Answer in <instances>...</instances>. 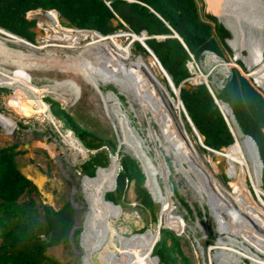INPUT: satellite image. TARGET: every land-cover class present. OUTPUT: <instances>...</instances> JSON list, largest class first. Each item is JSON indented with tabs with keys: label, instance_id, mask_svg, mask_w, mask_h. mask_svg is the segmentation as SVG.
<instances>
[{
	"label": "rangeland",
	"instance_id": "374dc122",
	"mask_svg": "<svg viewBox=\"0 0 264 264\" xmlns=\"http://www.w3.org/2000/svg\"><path fill=\"white\" fill-rule=\"evenodd\" d=\"M196 2L198 7H200L199 10L204 15L206 11V5L204 1L196 0ZM236 18L240 19L238 17ZM208 21L214 24V20L212 21L208 19ZM236 23H240V25L242 26V20H238ZM247 23H245V25H247L246 27H248ZM260 27L261 28L259 34L261 36V39L263 40V45L261 46V50L257 55L264 57V20L262 24H260ZM31 30L35 32V38H37L40 32H38L34 27ZM248 31L256 32V30L254 29ZM49 33L50 31H48V34ZM115 33L119 35V37L116 38L119 41H117V44L114 45H120L122 48H126L127 46L128 48V54L126 53V56H124L125 62L127 64L137 61L141 62L142 58L144 62H141V64L144 65V67L148 71L150 70V72L152 73V78L156 81L160 90L158 86H156V83L150 78L151 82L153 81L152 83L154 87L158 90L159 93L160 91L163 92V97L166 94L169 95V105L171 109L169 108V106H165L157 95H154V102L160 109V112L164 116L170 128L173 129L177 135H179V138H181L184 143H187L190 140L194 145L193 149H196L195 152L199 154L202 160V165H204L207 171L211 175H216V177L228 188V190H231L239 197H242L247 203H250L251 201L255 206L254 212L258 216L261 215V217H259L260 219H264V210L262 211V214L259 213V206L257 204L259 199L252 191H250V186H252L251 182L249 183L250 186L247 184L249 190V199L246 197V195H240L241 192L237 191V189H239L237 187L240 186L242 178L244 177V180L246 178V168L248 169V172L252 177L254 185L255 176L253 171V164L250 168L248 163L243 161L241 157L234 159V157H232V155L226 149H221L219 151H213L212 153H210L204 149V144L200 146L197 136L192 129L191 122L189 121L191 118L183 119L184 116L181 115V107L178 105L179 101L176 96L178 88L175 87V85L173 87L172 81L166 75V70L164 71V69L160 66V63H155L157 59L155 60V58H153L155 57L154 54H152L146 48L144 51H142L138 48V46H135V41L132 42L134 39H136L135 35L132 36V32L127 25L117 27L114 30L113 34ZM92 35L93 36H91V38L96 37L94 34ZM232 36L227 38L226 40L232 39ZM40 38L41 35H39V38L37 39L39 40ZM141 39H143V37L138 35L136 40L140 41ZM234 39L235 37L233 36L232 41ZM246 39L247 35L246 38H243V40ZM218 40L221 42L219 38ZM243 40H236L238 44L234 47L228 44L227 48H223L224 46L221 44V53L223 56H219L212 51H204V53L195 60L197 73L200 74L199 78L204 80L205 76L209 75L208 83H210L211 77H214L215 86L217 88L223 87L227 83L225 79H229V77L232 78L231 74L235 69L237 70L238 68H242V70L244 71L246 66L244 65L245 67H243L241 63L242 61L249 67V69L246 71V73L248 74L246 75L244 73V75L247 76V78H249V81L252 83H254V81H258L252 74L256 70V68H259L262 61H260L258 64L254 63L253 66H250V64L246 62V59H249L250 56L247 47L244 46ZM88 41L89 39L85 40L83 43L87 44ZM224 42L226 44L225 39ZM109 43L111 46L113 42ZM2 45L11 46L9 43L6 44L5 41L1 39L0 48L2 47ZM228 47L233 48H229V50ZM47 49L49 50V52L54 51L55 54H57L58 56L60 55L61 60H64L65 58L73 54L72 50L70 48H67V46H58V48H56L55 46H51ZM21 51L25 52V48ZM46 51L43 50L42 52L45 53ZM74 53L76 55V52ZM3 59L0 58V85H11L13 88H16V86H18L19 88L15 90L8 88V91L4 90L5 88L0 89V121L3 125H0V145H11L13 143L17 144L16 149L17 151H20V154H18L15 159L22 173L28 169V164L31 163L33 165H36L40 169L39 171H41L42 174L47 177V180L45 181L43 186V191L40 190L42 193L41 195H43L42 201H45L46 204L53 205L52 207H54L55 209H58L59 206L63 205L67 201L72 202L74 209L77 206L74 211V226L78 229V231H81L80 228L84 223L83 222L81 224V217L83 215V213L81 212L86 207L84 206L85 202H83V194L79 193L80 186H82L83 183L82 174L80 176L78 175V173L76 172L77 170H75L77 169V167H75V165L77 164L74 162H79L84 158H82L81 155H72L71 151L64 148V146L67 144H63L62 141H65L63 137L59 135L57 129H54V126L47 120L49 119L48 117L43 118L44 120L37 119L36 114L38 113V111L47 109L48 107L46 105L50 103L52 106V115L55 118L60 119L61 124L63 122L62 127L66 130L68 128L67 126H65L63 115L60 113L58 108L62 107V109L65 110L64 112L67 113L74 120V122L81 126L82 129L88 130L101 139H108V143L109 141L114 140L116 142V145L118 143L117 139L119 138V144L121 145L120 150L131 154L133 157H135L136 155H140L141 157L144 155V157H146V155L148 156L146 157V161L142 159L143 157L141 158L143 161L142 169L145 173V182H143V187L148 189L149 193L152 194L151 196L154 199L152 206L145 207L144 205H142L140 202L141 199H139L140 197L137 199V201L135 200L136 190L134 191V182L131 181L128 182L125 190H122L124 204L122 205L123 210L121 209V211H124L128 215V218H126L125 214L122 215L123 217L121 218V222L125 221V218L127 219V222L119 224L113 219H110L109 222L106 221L107 217L111 215V217H116L120 213V210L118 208L113 207L111 204H106L103 199L104 192L113 186L112 184L116 176L115 168L118 166L117 160H115V162H113L110 166V168L112 169L109 170L110 172L108 174L105 171L100 170L98 177L92 180H84L86 187L88 185V187L85 189L84 194L90 204V211H88L89 217L84 223V229L81 236L84 234L83 245L88 253L82 247L79 232H77V234H74L73 236L69 235L68 241H62L59 244L47 249L46 253L48 256H51L61 263L66 264H92L91 261L96 264H155V260H152L155 255L153 252L150 254V251L155 243H152L154 238L156 236L158 237L156 230L159 227L158 220L160 219L162 227L166 226L172 228L180 236V247L184 255L188 257L192 264H237L238 262H240V264L246 262L247 264V259L249 258L246 256H248V254L252 257L260 256L259 260L262 264H264V236L259 234L257 236L254 235L249 230V227L237 226L235 222L229 217L221 218L220 216L222 221V226L220 227L217 223V217L213 215L214 213L212 214V211L210 209L209 211L211 213L207 210L209 204H206V202H204L200 198V195H197L195 191L196 189L194 190L189 182H187L188 180L186 179L185 175L177 171L175 172L174 165H171L173 163V157H165L166 161L164 162L162 155L165 156L163 150L167 149L165 146L166 142L162 140L163 136L161 134L158 123L154 119V112L152 110H148L149 113L147 116L150 123L149 126L144 114L143 117L145 121H143L142 119L140 120L139 115L135 117V115L128 109L129 107L127 102L128 100H131V97L132 99L134 98L133 100L136 101L138 105L137 106L135 103H133V101H129L133 103L132 106L134 105V107L140 108L139 106H141V103L138 101L136 93H134V95L133 93L129 92L124 93L126 97L123 96V98L121 99L120 113L117 108H115V103L112 100H108L107 103L109 105V109L110 111H113V114H111V116L109 117L106 113L103 101L101 100L99 95L96 94L92 85L87 83L82 77L77 75L65 74L60 70L41 69L39 71L37 70V68L35 69V67H29L28 64L26 65L29 69L18 70L13 66H9L7 62H3ZM119 67L120 63H114L110 67H108V71H106V73H115ZM226 67L229 68L226 69ZM189 68L191 69V67ZM14 73L18 74L19 76L14 77L12 75ZM63 74H65V76ZM202 75L205 76H203L202 78ZM67 79H70V81H68ZM52 80H55L56 82L62 81V83L64 80H67L64 83L65 88L62 89L64 91L60 89L55 90L51 87H48V84H52ZM104 87L105 91H117V88H114V86L111 84H108ZM184 87L190 88L195 86L187 83ZM29 89L30 91L32 90L34 94H36L35 96H40L43 93V102L36 103L34 98L29 93H25L23 91ZM107 96L110 97L111 94L109 93L107 94ZM29 98L32 99V102L30 104H27ZM45 98H47L46 101L44 100ZM102 98L105 99L103 95ZM75 100L77 101L75 102ZM54 102L57 104H55ZM59 104L61 106H59ZM9 105H11V107ZM105 105L107 106L106 103ZM2 113L5 115V117ZM121 114L125 115V117L129 119V123L124 121V118ZM149 116L151 117L150 119ZM160 118L161 117L159 116L158 119L161 120ZM181 121L183 123H181ZM16 125L19 127L16 128ZM149 128H151L150 131ZM164 128L167 132H170V129L167 125H165ZM133 129L135 130V132L133 131ZM154 134L158 135L160 140H158L156 135ZM89 137L91 136L87 137V134L85 135L84 133L83 139H88ZM7 140H9L10 142L8 143ZM94 141L97 142L96 140ZM110 144L112 145V148H115L114 143ZM105 145L109 150L110 146L108 147V144L106 142L104 143V146ZM67 146L65 147L67 148ZM94 152L95 151L87 152V159L90 157L89 155ZM167 152L170 153V151ZM49 155L53 158H50ZM103 155V153L96 155V160L100 161L101 164L105 161ZM57 157L59 158L57 159ZM107 165L108 164L105 165L106 168H108ZM229 165L236 166L235 172L233 174L228 173ZM152 166L154 167L152 168ZM150 167L153 169V173L157 172L154 181H152L154 179V176ZM89 171L91 174V167ZM53 175V181H51V179L49 180L48 177L51 178ZM62 178H64V183H62ZM172 181H174L175 191L177 190L176 194L178 193L177 196L179 199V203L173 189ZM50 183H57V185L54 186L53 184V186H50ZM158 184L161 187V195L163 197L161 195H158L160 191ZM156 188L158 189V191H156ZM44 190L49 193L45 192ZM49 195L51 196L50 198L47 197ZM254 199L256 200L255 202H253ZM238 200L240 203L243 202L241 201V198H239ZM186 203L190 205L189 207H191V210L193 209L192 213H189L190 211L187 210V207L184 205ZM212 204L214 205L216 211L220 213V210H218L215 204ZM167 206H171V210L169 211V213L167 211ZM203 207L205 215L208 216V214H211V217L208 216L209 218H206L204 221L203 215L198 216L196 214L197 210L203 211ZM109 210H111L110 215H106ZM162 210L163 213L161 212ZM136 214L139 217H136ZM99 217L103 218V220L107 222L105 227H110H108L109 233L100 232L97 227H95V219ZM214 218H216V221ZM259 218L258 220H252L260 228L264 229V223L260 222ZM131 219L136 220L133 222V220L131 221ZM114 221L116 222V224ZM129 222H131L133 227H131L130 225H124L127 223L129 224ZM178 223H184L183 230H181V228L178 226ZM112 225L114 228L112 227ZM145 230L150 232L145 235ZM202 230H204L205 232ZM218 230L227 232L221 233ZM209 231L213 233V235L211 234V237L208 235ZM105 239H107L106 242ZM119 240H121L122 247H120ZM112 241L113 243H115V245L111 244ZM220 241H222V244H220ZM102 243H105L104 248L109 247L113 249L109 253H105L103 255L102 252L104 251L101 246ZM217 245L220 246L221 249H217ZM233 246L238 248L241 253L232 251ZM147 251L149 254H147ZM130 254L131 256L128 257ZM174 255L177 256L179 254L174 253ZM177 261L178 259H176V262ZM249 264H251L250 259Z\"/></svg>",
	"mask_w": 264,
	"mask_h": 264
},
{
	"label": "trees",
	"instance_id": "16d2710c",
	"mask_svg": "<svg viewBox=\"0 0 264 264\" xmlns=\"http://www.w3.org/2000/svg\"><path fill=\"white\" fill-rule=\"evenodd\" d=\"M37 8L56 9L68 24L92 29L103 35L113 33L117 27L122 26L120 23L117 27L113 25L111 19L116 18L115 16L121 18L136 34L145 30L148 36H153L147 38L145 44L154 52L164 71L166 69L169 73L165 71L166 75L171 76L177 87L190 76L186 65L189 53H192L196 60L204 51H212L220 56L222 45L223 48H227L223 35L229 36V33L214 17L206 13L203 15L196 0H134L132 2L110 0L109 6L106 5L105 0H0V26L32 40L34 33L30 31V27L33 21H27L25 13ZM208 19L214 20V24ZM171 29L179 35L185 46L176 37L161 38L163 40L154 37L172 35ZM92 33L102 36L93 31ZM12 38L13 42L23 41L19 37L12 36ZM3 41L9 42L8 39ZM135 43L136 47L145 50L139 42ZM35 47L27 43V50ZM231 77L223 90L215 88L214 93L218 98L228 102L243 126L244 133L252 136L257 143L263 162L264 189V136L261 133V128L264 127V98L238 70L235 69ZM180 99L194 126L204 136L206 146L214 150L226 149L233 157H239L238 148L232 140L227 122L207 87L204 85L181 87ZM59 111L66 126L85 147L96 149L104 145L105 141L95 142L96 135L82 129L63 110L59 109ZM84 133L87 137L91 136L90 141L83 139ZM108 145L112 148L110 143ZM16 148V143L0 145V264H65L48 256L46 252L48 248L68 240L74 221L73 211L67 202L59 210H54L42 201L37 187L19 169L15 157L20 151ZM100 153L104 154L105 161L102 164L96 160L97 154H95L82 164L80 169L93 175L95 166H105L108 162L107 153L100 151L98 154ZM120 161L121 172L116 194L109 193L106 198L111 199L121 195L124 179L134 178L142 204L145 207L152 206L150 194L141 187L144 175L139 162L128 154H123ZM237 188H239L237 191L241 192L240 195H248L249 190L244 177ZM161 232L162 238L153 252L158 256L159 262L192 264L184 255L180 242L173 232L167 229H162ZM147 234L148 232L145 235ZM156 237L152 243L155 242ZM111 244L115 245L113 242ZM101 246L103 254L113 249L104 248L105 243ZM174 253L179 255L175 256Z\"/></svg>",
	"mask_w": 264,
	"mask_h": 264
},
{
	"label": "bare ground",
	"instance_id": "6f19581e",
	"mask_svg": "<svg viewBox=\"0 0 264 264\" xmlns=\"http://www.w3.org/2000/svg\"><path fill=\"white\" fill-rule=\"evenodd\" d=\"M215 3L216 2L213 0L209 4H210V6L213 5L211 8L213 10H216L215 12L217 15L222 16L221 12L223 9H220V7H222L224 5H222L220 0L218 1V3H216V4ZM227 8H228V11H227ZM227 8H226L227 13H225V17L227 20V16H228V28L232 31V34L235 37V39L233 41L228 40V42L230 45L236 46L238 44V42L236 40H238V41L240 39L243 40V38L244 37L246 38V35H247V39L243 40L244 46L247 47V50H248V53L250 56L249 59L248 58L246 59V62L249 63L250 66H253L254 63L258 64L260 61H262L259 68H256V70L253 72L252 75L258 80L257 81V82H259L258 84L264 88V57L257 55L258 52L261 50V46L263 45V40L261 39L259 31L261 28L260 24H262V22L264 20V0H243V4L240 7V10L242 12V15L239 16L240 19H237L236 18L237 15L234 14L235 12L238 11V9H236V7L233 5L232 1L230 3H228ZM222 17H224V16H222ZM238 20H242V23H241L242 26L240 25V23H236ZM247 21H248V23H247ZM245 23L248 24L249 28L246 27L247 25H245ZM247 28L250 31L252 29H254V30H256V32H249L247 30ZM0 33H3V31L0 30ZM47 34H48V32H47ZM92 34H93L92 32H87V33L81 34L83 38L89 39L87 44L83 43L85 40L83 42L82 41L75 42V40L77 38L74 37V41H71L69 44V47H68L72 50L73 54L70 55L69 57L65 58L64 60H61L60 55L58 56L57 54L54 53V51H51V52L46 51L45 53H38V56H37V53L34 54L33 52H31L34 50L33 48L28 50L27 53H24L21 51V49L16 50V49H13V48L8 47L6 45H2V47L0 48V58H2V59L4 58L3 62H7L9 66H13L15 69H18V70L19 69H23V70L29 69L26 65V64H28L29 67L30 66L35 67V69L37 68V70H39V71L41 69H43V70H60V71H63L65 74L80 76L87 83L91 84L93 87H97V82H95V80H96V77H100L102 80H105L104 82H109V84H112L119 91H121L123 93H126L125 91L122 90L124 88L127 91L128 90L131 91L133 93V95H134V93H136V92L138 93L140 91V94L144 97V100L143 99L140 100V103H141V106H139L141 108V109L139 108L140 111H143V114L145 116L148 115V113H149L148 110H152L154 112V119L158 123L161 134L163 136L162 140H164L166 142L165 146L167 149H164L163 153H165L167 155H165V156L162 155L164 162L166 161L165 157H170V158L173 157V163L171 165H174L177 172L186 176V179L188 181L186 179L185 180L187 182H189V184L191 185V187L194 190L196 189L195 191H196L197 195L198 196L200 195V198L204 202H206V204H209V208L212 211V214L214 213L213 215L215 217H217V223L220 227L222 226L221 218L222 217L223 218L229 217L231 220H233L235 222V224L237 226L249 227V230L254 235L257 236L259 234V235L264 236V233H263L264 229L260 228L252 220V219L258 220V218L261 217V215L258 216L254 212L255 211L254 204L251 201H250V203H247L242 197H239L237 194H235L231 190H228V188L216 177V175H211L207 171V169L204 167V165H202V160H201L199 154H197V152H195L196 149L195 150L193 149V147H194L193 143H191L190 140H189L190 142L188 141L187 143H184L182 141V139L179 138V135H177L176 132L170 128V126L166 122L164 116L158 112L156 105L154 104L152 93L147 89V87L151 86L148 82L149 75H150L148 70L145 67L140 66L138 64V61L134 62V63H130V64H127L125 62L124 56H126V53L128 51L127 46H126V48H122L120 45H116V46L114 45V44H117V41H119L116 39L117 37H119V35L116 33L110 34L108 36H96L95 35L96 37L91 38V36H93ZM135 35L137 36V34H135ZM136 36H135V38H136ZM157 37H158V39H161L164 36L159 35ZM145 38H146V35H145L144 39ZM109 42H111V43L113 42L111 46H110ZM43 47H47V45L41 44L38 47L36 46L35 49H40ZM55 47L58 48V46H55ZM73 51L76 52V55ZM114 63H117V64L120 63V67L117 69V71L115 73L110 72L107 74L106 71H108V67H110ZM228 68L229 67H226V69H228ZM141 73H143L145 75V77ZM65 74H63V75L65 76ZM12 75L14 77L19 76L16 73H14ZM67 80L70 81V79H67ZM67 80H64L63 83H62V81L56 82L54 80L55 81L54 82L52 80V84L51 85L48 84L47 86L51 87L52 89H55V90H57V89L62 90L63 88H65L64 83ZM50 81H48V82H50ZM0 86H2V85H0ZM17 88H19V87L16 86V88H14V90ZM42 88H44V87H42ZM23 91L25 93H29L34 98L35 101H39L38 96L36 97L34 94L30 93L28 90H23ZM62 91H64V90H62ZM166 104L168 105V103H166ZM9 106L11 107V105H9ZM3 116L5 117V115H3ZM159 116L161 117L160 119L163 122L158 119ZM36 117L38 120H42L43 118L48 117L49 119H47V120L54 126V129H57V132L59 133V135H61L63 137V139L65 140V143L68 145V146L66 145L68 148L67 150L71 151L72 155L76 154L78 156L81 155L82 158L86 157L87 151L85 152V150L79 145L77 140L73 138L71 131L65 130L62 127L59 120L56 119L48 109L39 110L38 113L36 114ZM123 118H124V116H123ZM147 118H148V116H147ZM150 118L151 117L149 116V119ZM124 121L129 123L128 119L124 118ZM190 122H191L192 129H193L195 135L197 136L198 143L200 144V146H202L204 144V136L201 135L198 130H196L191 119H190ZM181 123H183V122L181 121ZM165 125H167L169 127L170 132H167L165 130V128H164ZM233 132H234L235 136H237V134L239 133V128L236 125L233 128ZM154 135H156V134H154ZM156 137L158 140H160L158 135H156ZM202 140H203V142H202ZM236 146H237L238 151H239V157H241V159H243V161H245V162H247V161H246V154L244 152V149L248 150L250 154L252 151V157L254 160H253V162L251 160V162L253 164V171H254L255 180L258 183V180H259L258 166L260 165V162L256 157V153L254 152L251 143L249 142V140L246 139L244 141V145H243L244 148L241 144L239 145L236 143ZM203 147H205L207 150H210L211 152L219 151V150H214V149L206 146L205 144ZM162 148H163V146H162ZM166 150L170 151V153H168ZM239 157H237V158H239ZM208 158H209V156H208ZM235 158L236 157H234V159ZM235 167L236 166H230L229 165L228 173L233 174L235 172ZM24 173H26L27 177L32 179L34 181V183L41 189V191H43L44 183H43V179L41 177H39V175L38 176L34 175L29 170L28 171L26 170V172H24ZM89 180H92V179H89ZM256 192L257 193L260 192L259 186H258V189L256 190ZM244 195H246V197L249 199V195H247V194H244ZM47 197L50 198L51 196H47ZM52 197H53V195H52ZM239 198L242 199L241 200V201H243L242 203L239 202V200H238ZM258 199H259V201H258L259 203H263V205L261 204L262 208H263L264 207V200L261 199L260 197ZM211 202L215 204V206L218 208V210H220V213H218V211H216V209L214 208V205ZM258 206H259V213L262 214V211L264 209L262 210L260 205H258ZM170 210H171V206L170 207L167 206L168 213ZM161 212L163 213V210ZM220 216H221V218H220ZM168 218H169V216H168ZM259 220H260V222L264 223L263 218L262 219L259 218ZM95 221H96V223L94 222L95 227H97V229L100 232H106V227H105L106 224H105V221L103 220V218H101V217L96 218ZM88 222H89V220H88ZM255 224H256V226H255ZM158 226H159L158 229L160 231V229L162 227L160 220L158 221ZM178 226L181 228V230L184 229V223H178ZM202 231H204V230H202ZM83 238H84V234L81 236V242H82L81 244L84 247ZM259 247H260V245H259ZM232 251L241 253L240 250L234 246L232 247ZM130 256H131V254L128 257H130ZM243 256H245V255H243ZM246 257H248L250 259L251 264L261 263V261L259 260V258L257 256L252 257L248 254V256H246Z\"/></svg>",
	"mask_w": 264,
	"mask_h": 264
},
{
	"label": "clouds",
	"instance_id": "9594fccd",
	"mask_svg": "<svg viewBox=\"0 0 264 264\" xmlns=\"http://www.w3.org/2000/svg\"><path fill=\"white\" fill-rule=\"evenodd\" d=\"M126 1H129V2H132V1H134V0H126ZM105 3H106V5H110V0H105ZM108 3V4H107ZM49 11H52V16L51 15H47V12H49ZM115 17H117L118 18V24L120 23L121 25H124L125 26V23L121 20V18H119L118 16H115ZM213 17V16H212ZM54 18H56V19H58V21L60 22V24L62 25V26H64V27H76V26H73V25H70V24H68L64 19H62L61 18V16L59 15V12L56 10V9H42V8H37V9H32V10H28V11H26V13H25V19L27 20V21H33V25L30 27V31L31 32H33L34 33V36H33V39L31 40V39H28L27 37H24V36H21V35H18V34H16V33H13V32H10V31H8V30H6V29H4V28H2L1 26H0V30H2L3 31V33H0V40L1 39H8L9 40V42H5L6 44L7 43H9L11 46H8V47H11V48H13V49H24L25 48V52L24 53H27V51L28 50H26V48H27V43H29V44H33V45H35V46H39V45H41L42 43H38V44H36V41H35V37H36V35H35V32L34 31H32L31 29L34 27V28H36V30L38 31V32H40L41 34H44V35H46L47 34V32L48 31H51V26H47V25H45V24H48V22L49 21H51L52 19H54ZM215 18V17H214ZM216 19V18H215ZM217 21V20H216ZM218 22V21H217ZM220 24V23H219ZM79 28V27H78ZM43 29H45V31L43 30ZM84 29H86V28H84ZM41 30V31H40ZM87 30H91V31H93V32H96V33H98L99 35H102V36H108V35H110V34H113V33H109V34H106V35H103V34H101L100 32H98V31H95V30H92V29H87ZM172 30V29H171ZM142 32V31H141ZM172 32H173V34L172 35H162V36H164L163 37V39H165L166 37H175V36H179L174 30H172ZM39 33V35H41ZM117 34V33H116ZM39 35H38V38H39ZM44 35H41V36H44ZM137 35H139V34H137ZM175 35V36H174ZM12 36H15V37H19L21 40H23V41H20V42H13V38H12ZM157 36H159V35H156V36H154V37H156V39H158L157 38ZM226 36H228V35H226ZM151 37H153V36H148V38H151ZM177 38V37H176ZM162 39V40H163ZM16 41H17V39H15ZM159 40H161V39H159ZM180 40V39H179ZM83 42V41H82ZM180 42H182L181 40H180ZM16 43H18V44H16ZM26 43V44H25ZM227 45V44H226ZM51 46H56V45H47V47H43V48H40V49H34L33 51H31V52H33L34 54H36L37 53V56H38V53H44V52H42L43 50L44 51H48L49 52V50L47 49L48 47H51ZM62 46H67V48L69 47V45H62ZM228 46V45H227ZM16 47V48H15ZM228 48H230V47H228ZM42 50V51H41ZM152 51V50H151ZM23 52V51H22ZM152 53L154 54V52L152 51ZM154 56L156 57V55L154 54ZM157 58V57H156ZM158 59V58H157ZM159 61V60H158ZM160 62V61H159ZM241 63H242V65H243V67H245L246 66V68L244 69V71L242 70V68L240 69V68H238L237 70L239 71V73L243 76V77H245L247 80H248V82L263 96V98H264V93H263V91H262V89H261V87L262 86H260L259 84H258V82L257 81H254V83H252V82H250L249 81V78H247V76H245L244 75V73L247 75L248 73H246V71L249 69V67L244 63V62H242L241 61ZM161 64V63H160ZM186 64H187V62H186ZM245 65V66H244ZM162 68H164L163 66H162ZM166 70V69H165ZM167 72V71H166ZM188 72H189V70H188ZM168 73V72H167ZM233 73V72H232ZM169 74V73H168ZM190 74V73H189ZM1 76V75H0ZM231 76H232V74H231ZM252 77V76H251ZM169 78H171V76L169 75ZM253 78V77H252ZM96 79H97V81H102V82H104L105 80H102L100 77H96ZM153 79V78H152ZM229 79H231L230 77H229ZM228 78L227 79H225V81H227L228 82V80H229ZM171 81H172V78L170 79ZM172 83H173V81H172ZM185 84H186V82H181L180 83V85L177 87V86H175V87H177L178 88V91H177V94H176V96H177V99H178V101H179V103H178V105L181 107V115H183L184 116V118L183 119H189V118H191L189 115H188V113L186 112V110H185V107H184V105H183V103H182V101H181V99H180V88L181 87H184L185 86ZM213 87H214V89L216 88V89H218V90H223L224 89V87L227 85V83L223 86V87H216L215 86V84H211ZM198 86V85H197ZM173 87H174V83H173ZM3 88H5L4 90H6V91H8V88H11V89H14L11 85H7V86H0V89H3ZM12 93H13V91H12ZM211 94L213 95V97H214V101H215V103H216V105L218 106V108L220 109V111H221V113H222V115L224 116V119H225V121L227 122V125H228V128H229V130H230V132H231V137H232V140H235V142L237 143V144H241L242 146L244 145V141L246 140L245 139V136H249L252 140H253V142L255 143V145L257 146V149H258V145H257V143L255 142V140L252 138V136H250L249 134H246V133H244V131H243V126L241 125V123L238 121V119L236 118V116L234 115V113H233V111H232V108L230 107V105L228 104V102H226V101H224L223 99H221V98H218L216 95H215V93H214V90L211 92ZM125 97V96H124ZM41 98H43V97H41ZM46 99L47 98H45L44 100L46 101ZM164 99H166V100H169L170 101V97H169V95L168 94H166L165 96H164ZM45 103H47V102H45ZM128 103V106H129V104H130V102H127ZM59 106H61L60 104H59ZM51 104L49 103L48 104V108L49 109H51ZM60 110H63V111H65L64 109H62V107H58ZM51 113H52V111L51 110H49ZM3 114V113H2ZM53 114V113H52ZM4 115V114H3ZM151 116V115H150ZM59 121H61L60 119H58ZM190 121V120H189ZM62 124H63V122H62ZM0 125L1 126H3L2 125V123H1V121H0ZM237 126L238 128H239V133L237 134V136H235L234 135V132H233V128H234V126ZM65 126H66V124H65ZM16 128H18L19 126H15ZM68 128V127H67ZM66 130H70L71 131V133H72V136H73V138L74 139H76L77 140V142L79 143H81V145L83 146H81L80 144V146L84 149V150H86L87 152H91V151H95L94 153H92V154H90L89 156L91 157V156H93V155H95V154H98L100 151H105L106 153H107V156H109L110 155V153H109V150H108V148H106V145L104 146H101L100 148H96V149H88L87 147H85L83 144H82V142L76 137V135L74 134V132L70 129V128H68V129H66ZM261 133L263 134V136H264V127H262L261 128ZM74 134V135H73ZM237 139H236V138ZM243 148H244V146H243ZM110 150H111V147H110ZM85 151V152H86ZM244 152H245V154H246V161H247V163H248V165H249V167L251 168L252 167V162H253V157H252V153L250 154L249 153V151L248 150H245L244 149ZM142 153V152H141ZM249 154L251 155V157L249 156ZM258 155H259V158H257L259 161H261V163H262V166H261V168L259 169V166H258V171H259V180H258V186H259V189H260V192L259 193H257L256 192V190H255V187H254V185H253V181H252V177L250 176V173L248 172V169L246 168V178H245V181H246V187H247V184L250 186V182H251V185L252 186H250L251 188H250V191H252L255 195H256V197L257 198H261V199H263L264 200V189H263V187H262V170H263V162H262V160H261V157H260V153H259V149H258ZM50 156V155H49ZM89 157V158H90ZM50 158H53L52 156H50ZM89 158L88 159H86L85 160V162L86 161H88L89 160ZM251 160H252V162H251ZM84 162V163H85ZM74 163H76L77 165H75V167H77V169H75V170H77L76 172L78 173V175L80 176L81 174H82V179H83V183H82V185H85V183H84V180L85 179H94L95 177H96V174H97V172H98V170L99 169H101V170H103L104 169V167L105 166H97V167H95V169H94V173H93V175H89V174H87V173H84V171H82L81 169H80V166L82 165V164H84L83 162H81L80 163V161L79 162H74ZM198 166V165H197ZM175 172H176V169H175ZM156 173V174H155ZM155 173H153V176H154V179L152 180V181H154L155 180V178H156V175H157V172H155ZM26 176V175H25ZM27 177V176H26ZM30 181H32V183L37 187V189H38V191H39V193H40V195L42 194L41 193V191L39 190V188H38V186L34 183V181L32 180V179H30L29 177H27ZM157 180V179H156ZM156 182V181H155ZM158 183V182H157ZM172 184H174V181L172 182ZM155 185V184H154ZM158 186H159V184H158ZM248 188V187H247ZM83 189H80V191H82ZM110 189H108V190H106V192H108ZM147 190V189H146ZM148 191V190H147ZM156 191H158V189L156 188ZM161 191L162 190H160L159 191V193H158V195H161ZM83 192V191H82ZM176 192H177V190L175 191V195H176V197H177V199H178V193L176 194ZM84 193V192H83ZM82 193V194H83ZM111 193V192H110ZM148 193H149V191H148ZM150 194V196L152 195L151 193H149ZM106 195H108L107 193H106ZM43 195H41V197H42ZM162 196V195H161ZM85 197V194H83V198ZM163 197V196H162ZM46 198V197H45ZM151 198H152V196H151ZM161 199V198H160ZM84 201L83 202H85V207H87V211H90V205H88L89 204V202H88V200H87V198H85V199H83ZM154 199L152 198V201H153ZM178 202H179V199H178ZM44 203H45V201H44ZM66 203V202H65ZM64 203V204H65ZM67 203L69 204V206L71 207V209H72V211H73V219H74V211H75V209H76V207H75V209H74V207H73V205H72V202L71 201H67ZM46 204V203H45ZM63 204V205H64ZM187 204V203H186ZM47 205H49V204H47ZM63 205H61V206H59V208L58 209H55L54 207H52L53 205H49V206H51L54 210H59ZM186 206V205H185ZM187 207V210H189L190 212L189 213H192L193 211L190 209V207L189 206H186ZM122 208V207H121ZM209 206H208V211H209ZM196 211V210H195ZM123 212V214H125V212L124 211H122ZM210 212V211H209ZM173 213V212H172ZM211 213V212H210ZM122 214V215H123ZM196 214L198 215V216H201V215H203V221L206 219V218H209L208 216H210L211 217V214H208V216L207 215H205L204 214V207H203V211H199V210H197L196 211ZM213 216V215H212ZM215 219V221H216V218H214ZM160 220V219H159ZM158 220V221H159ZM183 220V219H182ZM155 221H156V218H155ZM84 225H82V227L80 228L81 229V231H78V229L77 228H75V226H74V221H73V226H72V228H71V230H70V233H69V235H74V234H77V232H79V236H80V242H81V234H82V231H83V229H84V227H83ZM202 226V225H201ZM162 229H167V230H169V231H171V232H173V234H174V236L179 240V242H180V236L172 229V228H169V227H163ZM161 229V230H162ZM161 230L159 231V229H157L156 230V232H157V234L159 235L158 236V238L156 239V241H155V243H154V245L152 246V248H151V251H150V254L152 253V252H154V248H155V246H156V244L160 241V239L162 238V232H161ZM219 232H221V233H225V232H227V231H221V230H218ZM147 232H150V231H147V230H145V234L147 233ZM107 233H109V230L107 231ZM160 233V234H159ZM213 235V233L211 232V231H209V236L211 237L212 235ZM228 234H229V232H228ZM132 236V235H131ZM130 236V237H131ZM69 237V236H68ZM107 237V236H106ZM221 237V236H220ZM229 238V237H228ZM106 240V239H105ZM68 241V240H67ZM119 244H120V247H122V244H121V240H119ZM210 244V243H209ZM220 244H222V241H220ZM219 244V245H220ZM82 245V244H81ZM55 246V245H54ZM53 247V246H52ZM83 247V246H82ZM51 248V247H50ZM84 248V247H83ZM217 249H221L220 248V246H218L217 245V247H216ZM49 249V248H48ZM85 249V248H84ZM86 250V249H85ZM87 251V250H86ZM87 253H88V251H87ZM86 253V254H87ZM155 255V254H154ZM217 255H218V253H217ZM259 258V257H258ZM155 260V264H162V263H160L159 262V258H158V256L157 255H155V257H153L152 258V260ZM245 259H247V258H245ZM91 260V259H90ZM248 260V262H247V264H249V259H247ZM91 263L92 264H96V263H93L92 261H91ZM244 263V262H243ZM242 263V264H243ZM66 264V263H65ZM244 264H246V262L244 263Z\"/></svg>",
	"mask_w": 264,
	"mask_h": 264
},
{
	"label": "crops",
	"instance_id": "0c3cea01",
	"mask_svg": "<svg viewBox=\"0 0 264 264\" xmlns=\"http://www.w3.org/2000/svg\"><path fill=\"white\" fill-rule=\"evenodd\" d=\"M126 25V24H125ZM115 27H117V26H115ZM132 31V30H131ZM133 32V31H132ZM142 32H145L146 34H147V32L145 31V30H142ZM135 33V32H134ZM136 34V33H135ZM136 36V35H135ZM136 39H137V36H136ZM145 40H146V38L145 39H141L140 41L139 40H136L135 42H139L144 48H146L147 50L148 49H150L146 44H145ZM134 42V44L136 45V43ZM33 49H35V48H33ZM28 50H30V49H28ZM151 50V49H150ZM192 54V53H191ZM153 58H155V60L157 59L156 57H153ZM141 62H144L143 60H142V58H141ZM159 61L158 60H156L155 61V63H157V64H159L158 63ZM134 63V62H133ZM128 64H130V63H128ZM138 64L140 65V66H142V67H144V65H142L140 62H138ZM160 66L162 67V65L160 64ZM149 72V80H148V82H149V84L151 85L150 87H147V89L152 93V97H153V100H154V95H157L158 96V98L162 101V103L165 105V106H169V108L171 109V107H170V105H169V100H166V99H164V97H163V92H161L160 91V93L158 92V90L154 87V85H153V81L156 83V81L155 80H153L152 79V73L150 72V70L148 71ZM190 77V76H189ZM188 77V78H189ZM150 78L153 80L152 82H151V80H150ZM185 81V80H184ZM184 81H182V82H184ZM95 82H97V87H93L94 88V91L96 92V94H98L99 95V97L101 98V100L103 101V104H104V107H105V109H106V113L108 114V116L110 117L111 116V114H113L112 112L113 111H110V109H109V105H108V103H107V101L108 100H112L114 103H115V108H117V110L119 111V113H120V103H121V99L123 98V96H125L126 97V95L123 93V92H121V91H119L118 89H117V91L116 92H114L113 90H107V91H105V87L104 86H106V85H108L109 84V82H102V81H97V79L95 80ZM91 85V84H90ZM112 85V84H111ZM156 86H158V84L156 83ZM196 87V86H195ZM114 88H115V86H114ZM158 88H159V86H158ZM186 88V87H185ZM210 88H211V90L213 91L214 90V87L212 86V85H210ZM28 89V88H27ZM115 90V89H114ZM123 91H125L126 93L129 91H127L125 88L124 89H122ZM159 90H160V88H159ZM30 93H32V94H34L33 92H32V90L30 91V89L28 90ZM111 94V96H112V98H111V96L109 97V96H107V94ZM129 93H132L131 91H129ZM34 95H36V94H34ZM40 95V94H39ZM102 95L105 97V99H103L102 98ZM37 97V96H36ZM39 97V101H36V103H41V102H43V100H42V95H40V96H38ZM136 97L138 98V100H139V102H140V100H144V97L140 94V91L137 93L136 92ZM129 99V98H128ZM77 100H75V102H76ZM129 101H133V103H135L136 105H137V103H136V101H134L133 99H132V97H131V100H128V102ZM32 102V99L31 98H29V101H27V104H30ZM35 102V101H34ZM105 103L107 104V106L105 105ZM132 102H130V104H129V111H131L134 115H136L135 117H137V115H139V117H140V120L142 119L143 121H145V119H144V117H143V111H140V109L138 108V107H134V105L132 106V104H133ZM166 103H168V105L166 104ZM154 104L156 105V103L154 102ZM47 107H48V105H46ZM138 106V105H137ZM134 107V108H133ZM41 108V107H40ZM132 108V109H131ZM138 108V109H137ZM156 108H157V110H158V112L160 113V114H162L161 112H160V109L158 108V106L156 105ZM44 109V108H43ZM48 110H51V109H49V108H47ZM135 109V110H134ZM27 110H29V109H27ZM52 111V110H51ZM136 112V113H135ZM171 112H172V110H171ZM122 115V114H121ZM124 116V118L125 119H127L126 117H125V115H123ZM145 118H146V120H147V124L150 126V123H149V120H148V118H147V116H145ZM57 119V118H56ZM128 121H129V119H128ZM60 122V121H59ZM61 123V122H60ZM62 125V124H61ZM180 127V126H179ZM151 129V128H150ZM150 129H149V131H150ZM133 131L135 132V130L133 129ZM132 131V132H133ZM74 135V134H73ZM138 135V134H137ZM148 135H150V134H148ZM184 135V134H183ZM75 138V137H74ZM91 140V138L89 137L88 139H86V141H90ZM94 140V139H93ZM97 142L98 141H100V140H103V141H105L106 143H107V141H108V139L107 140H104V139H101V138H99V137H97V139H95ZM112 140V139H111ZM8 141V143L10 142L9 140H7ZM62 141V140H61ZM156 141H158V140H156ZM63 142V144L65 145V141H62ZM112 143H114L115 144V148L113 147V148H111V150H110V147H109V145H108V147H109V153H110V155L108 156V162H107V167L108 168H106V167H104V169H103V171H105L107 174L110 172L109 170L110 169H112V168H110V166L112 165V163L113 162H115V160H117V167L115 168V178H114V182H113V186L112 187H110L109 189V191L108 192H104V197H103V199H104V201H105V203L106 204H111L113 207H115V208H118L119 210H120V213H119V215L118 216H114V217H111V216H109V217H107L106 218V221L107 222H109V220L110 219H113V220H115L117 223H119V224H123V222H127V219L126 218H128L127 216V214L125 213V216H126V218H125V221H123V222H121V218L123 217L122 216V214H123V212L121 211V209L123 208L122 207V205L124 204V197H123V192H122V194L121 195H119V196H117L116 195V197H113V198H106L108 195H106V193L107 194H109L110 192L113 194V195H115L116 194V190H117V188H118V177H119V174H120V172H121V161H120V158L122 157V155L123 154H128V153H126V152H124V151H121L120 150V144H119V142H120V139L118 138L117 139V145H116V142L114 141V140H112L111 141ZM110 141H109V143H111ZM109 143H107V144H109ZM79 144L81 145V143L79 142ZM63 145V146H64ZM2 146H6V145H2ZM66 146V145H65ZM64 146V148L67 150V148ZM82 146V145H81ZM83 147V146H82ZM86 151V150H85ZM61 152V151H60ZM62 153H64V152H62ZM145 153V152H144ZM20 154V153H19ZM128 155H130L132 158H134L135 160H137L138 162H139V164H140V167H141V171H142V173H143V175H144V182H145V173H144V171H143V169H142V164H143V161H142V159L144 160V161H146V157H148L147 155H146V157H144V156H140V155H136L135 157H133L131 154H128ZM165 155H167V154H165ZM87 157H88V155H87V152H86V157L84 158V159H82L81 161H80V163L81 162H85V160L87 159ZM139 157H140V160H139ZM59 157H57V159H58ZM142 158V159H141ZM56 159V160H57ZM154 166H152V168H153ZM28 169H27V171L29 170L32 174H34V175H39V177H41L42 179H43V183H45V181L47 180V177L45 176V175H43L42 174V172L41 171H39L40 169L36 166V165H33V164H28V167H27ZM31 168V169H30ZM105 168H106V170H105ZM151 168V167H150ZM151 168V170H152V172H153V169ZM175 168V167H174ZM25 170V169H24ZM101 169H99L98 170V172H97V174H96V177H98V175H99V171H100ZM107 170H108V172H107ZM169 170V169H168ZM35 171V172H34ZM26 172V171H25ZM84 173H86V172H84ZM23 174H25L26 175V173H24L23 172ZM153 174V173H152ZM27 176V175H26ZM53 177H54V175L50 178V177H48L49 178V180L51 179V181H53ZM95 177V178H96ZM131 181H133L134 182V186L135 187H133L134 188V191L137 189V187H136V182H135V180H134V178H132V179H130V178H125L124 179V181H123V184H122V186H121V188H122V190L124 189L125 190V188L127 187V185H128V182H131ZM173 182V181H172ZM62 183H64V178H62ZM61 183V184H62ZM256 183V184H255ZM255 183H254V187H255V189L257 190L258 189V183L256 182V180H255ZM53 184H54V186H56L57 185V183H50V186H53ZM173 185V189H174V191H175V188H174V184H172ZM142 187H143V184L141 185ZM87 187H88V185H87ZM86 187V184L85 185H82V186H80V189H83L82 191L83 192H85V189L87 188ZM39 188V187H38ZM44 188V187H43ZM143 188H145V187H143ZM146 189V188H145ZM159 189L161 190V187L159 186ZM39 190H41L40 188H39ZM148 190V189H147ZM82 191H80L79 193H83ZM134 191H133V193H134ZM46 192V191H45ZM48 193V192H47ZM84 194V193H83ZM134 195V194H133ZM50 196V195H49ZM86 197H84L83 199H85ZM139 198V195L137 194V191H136V193H135V200L137 201V199ZM139 199H141V198H139ZM140 202H141V204H142V201L140 200ZM253 202H255V200L253 201ZM261 202V201H260ZM179 203V202H178ZM259 203V202H258ZM257 203V204H258ZM263 205V203H259L258 205H260V207L262 208V205ZM88 205H90V204H88ZM143 205V204H142ZM184 205H186V206H190V205H188V204H184ZM84 206H85V204H84ZM83 206V207H84ZM110 206V205H109ZM122 207V208H121ZM191 208V207H190ZM79 209H82V208H79ZM123 210V209H122ZM193 210V209H192ZM262 210H263V208H262ZM81 213H83V215H82V217H81V224L84 222H86L87 221V218L89 217V214H88V211H87V207L81 212ZM110 213H111V210H109L108 212H107V214L106 215H110ZM106 215H104V216H106ZM124 215V214H123ZM136 217H139L137 214L135 215ZM164 219V218H163ZM133 220V222L136 220V219H131V221ZM114 221V222H115ZM107 222H105V224L107 223ZM116 222H115V224H116ZM78 223V222H77ZM84 223H83V225H84ZM125 226L127 225H130L131 227H133V225L131 224V222H129V224L127 223V224H124ZM115 226V225H114ZM82 227V226H81ZM84 227V226H83ZM107 227V231H108V229L110 228L109 226H106ZM109 227V228H108ZM112 227H113V225H112ZM114 228V227H113ZM116 229V228H115ZM106 231V232H107ZM107 240V239H106ZM106 240H105V242H106ZM113 242V241H112Z\"/></svg>",
	"mask_w": 264,
	"mask_h": 264
},
{
	"label": "built area",
	"instance_id": "2783aa9c",
	"mask_svg": "<svg viewBox=\"0 0 264 264\" xmlns=\"http://www.w3.org/2000/svg\"><path fill=\"white\" fill-rule=\"evenodd\" d=\"M51 13H52V11H49V12H47V15L52 16ZM45 25L51 26V31L48 35L46 34L44 36H41V38L39 40L37 39L38 38V36H37V38H35L36 44L42 43V45H58V46L69 45L71 41H74V37L77 38L75 40V42L84 41L87 38H83L81 34L87 33V32H92L91 30H87L84 28L64 27L60 24V22L56 18L52 19L51 21L48 22V24H45ZM43 30L45 31V29H43ZM134 35H135V33L132 32V36H134ZM145 35H146V39H147L148 35L145 32H140V34H139V36H142V37H145ZM134 41H136V39H134L132 42H134ZM186 65L188 67L190 77L187 78L184 82H186V84L189 83L193 86L204 85L205 87H207L209 89L210 92H212L210 85L215 84L214 77L213 78L211 77L210 83H208L209 75H206V76L202 75L201 76L202 78H203V76H205L204 80L199 78L200 74L197 73L196 61H195L193 54L189 53V60L187 61ZM194 65H195V67H194ZM189 67H191V69ZM196 79H197V81H196Z\"/></svg>",
	"mask_w": 264,
	"mask_h": 264
},
{
	"label": "water",
	"instance_id": "95a60500",
	"mask_svg": "<svg viewBox=\"0 0 264 264\" xmlns=\"http://www.w3.org/2000/svg\"><path fill=\"white\" fill-rule=\"evenodd\" d=\"M204 1V3H205V5H206V11H205V13L206 14H208V15H211V16H213V17H215L216 18V20L218 21V23H220L226 30H227V32L229 33V36H226V35H224L223 36V38L225 39V41H226V44L228 45L229 43H228V40H226L227 38H229V37H231L233 34H232V32L229 30V28H228V16H227V20H226V17H225V13H227L226 12V8H227V6H228V3H230L231 1H232V3H233V5L236 7V9H238V11L237 12H235L234 14H236L237 15V17L239 18V16L240 15H242V12H241V10H240V7H241V5L243 4V0H220L221 1V3H222V5H224V6H222V7H220V9H223L222 10V12H221V15L222 16H224V17H222V16H219V15H217L216 14V10H213L211 7L213 6H210V4L209 3H211L213 0H203ZM216 3H218V1L219 0H214ZM224 1V2H223ZM215 3V4H216ZM214 11V12H213ZM227 11H228V8H227ZM111 21H112V23H113V25L114 26H117L118 25V18L116 17V18H112L111 19ZM175 36V35H174ZM175 37H177L178 39H180L181 41H182V39L179 37V36H175ZM182 43H183V41H182ZM183 45H184V43H183ZM185 46V45H184ZM231 46V45H230ZM234 47V46H233ZM233 47H230V49H232ZM148 51H150L151 53H152V51L150 50V49H148ZM141 74H143V73H141ZM144 75V74H143ZM144 77H145V75H144ZM171 79V78H170ZM261 89H262V91H263V93H264V88L263 87H261ZM245 139H247V140H249V142L251 143V145H252V148H253V150H254V152L256 153V157L257 158H259V155H258V149H257V146L255 145V143L253 142V140L249 137V136H245ZM252 150V149H251ZM251 153H252V151H251ZM249 156L251 157V155L249 154ZM252 158V157H251ZM260 159V158H259ZM260 162V165H259V169L261 168V166H262V163H261V161H259ZM236 264V263H235ZM237 264H240V262H238ZM244 264V263H243Z\"/></svg>",
	"mask_w": 264,
	"mask_h": 264
},
{
	"label": "flooded vegetation",
	"instance_id": "af4514ba",
	"mask_svg": "<svg viewBox=\"0 0 264 264\" xmlns=\"http://www.w3.org/2000/svg\"><path fill=\"white\" fill-rule=\"evenodd\" d=\"M229 30H230V29H229ZM230 31H231V30H230ZM231 32H232V31H231ZM232 39H233V36H232ZM232 39H228V40H232ZM204 149H205L206 151L212 153L211 151L207 150L205 147H204ZM169 158H170V157H169Z\"/></svg>",
	"mask_w": 264,
	"mask_h": 264
}]
</instances>
